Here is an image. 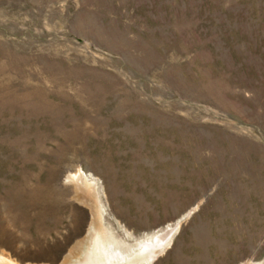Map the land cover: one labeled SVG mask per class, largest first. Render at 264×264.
<instances>
[{"label": "rangeland", "instance_id": "obj_1", "mask_svg": "<svg viewBox=\"0 0 264 264\" xmlns=\"http://www.w3.org/2000/svg\"><path fill=\"white\" fill-rule=\"evenodd\" d=\"M168 232L264 264V0H0V264Z\"/></svg>", "mask_w": 264, "mask_h": 264}, {"label": "bare ground", "instance_id": "obj_2", "mask_svg": "<svg viewBox=\"0 0 264 264\" xmlns=\"http://www.w3.org/2000/svg\"><path fill=\"white\" fill-rule=\"evenodd\" d=\"M79 177L82 178L81 175ZM94 187L93 192H96L95 184ZM170 236V232L148 236L139 239L135 245L129 244L130 246L118 245L119 243L106 240V237L103 238V241L95 238L92 240L82 264H146L154 259L158 250L164 247Z\"/></svg>", "mask_w": 264, "mask_h": 264}]
</instances>
